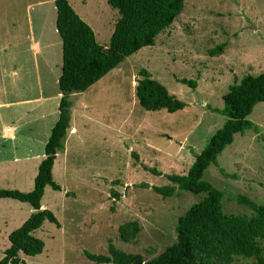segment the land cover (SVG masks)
I'll return each instance as SVG.
<instances>
[{
	"label": "rangeland",
	"instance_id": "rangeland-1",
	"mask_svg": "<svg viewBox=\"0 0 264 264\" xmlns=\"http://www.w3.org/2000/svg\"><path fill=\"white\" fill-rule=\"evenodd\" d=\"M36 1L0 0V189L23 192L33 188L61 96L56 9L49 1L27 7ZM69 2L107 47L118 12L107 0ZM223 43L221 53L209 54ZM141 69L187 106L173 113L144 110L135 95ZM263 72L264 0H186L153 46L128 56L86 91L70 95V126L52 171L61 190L47 186L41 200V209L51 210L59 224L44 221L33 232L44 249L35 256L20 252V264H91L84 251L107 254L110 242L149 260L172 245L178 218L205 194L177 190L165 198L143 184L161 187L171 184L165 174H186L195 154L226 120L208 106L222 108L229 85ZM184 80L195 82V88ZM247 119L259 133L236 134L219 154L218 166L209 165L203 175L222 191L227 214L253 213L237 201L239 195L264 204V102ZM33 211L28 203L0 199V260L10 232ZM135 221L139 231L126 242ZM234 264L255 263L236 257Z\"/></svg>",
	"mask_w": 264,
	"mask_h": 264
},
{
	"label": "trees",
	"instance_id": "trees-1",
	"mask_svg": "<svg viewBox=\"0 0 264 264\" xmlns=\"http://www.w3.org/2000/svg\"><path fill=\"white\" fill-rule=\"evenodd\" d=\"M119 18L114 25L107 47L98 43L92 27L73 9L69 0H53L56 9L55 27L62 43V67L58 78L60 96L59 118L50 130L44 146V158L38 165L33 188L28 192L18 189H0V199L10 198L28 203L33 212L17 229L10 232L9 247L4 251L0 264H20L22 252L27 256L39 255L44 242L35 237L44 221L58 225V220L49 209H41L45 187L60 191L61 186L53 179V166L58 151L64 148V139L70 126V95L84 92L111 70L118 67L128 56L146 46H153L155 38L183 12L186 0H107ZM226 44L209 50L215 55ZM140 79L135 95L141 107L148 111L166 110L169 113L183 110L187 103L170 93L147 69L140 70ZM195 88L196 83L183 81ZM264 102V72L245 75L239 82L229 85L223 97L222 108H211L226 117L222 127L195 154L194 162L184 175L165 174L171 183L165 186H150L163 197L177 190L193 194H205L178 218L175 242L158 256L145 260L141 254L126 253L109 243L107 254L84 251L91 264H234L236 257L253 259L255 264H264V204L239 195L237 201L252 210L250 216L227 214L222 206V191L203 179L209 165L218 166V156L234 141V136L246 130L259 133V127L247 117L257 103ZM132 156L137 158L136 153ZM155 175L161 173L154 167L143 165ZM224 176H232L219 168ZM115 196H118L117 194ZM139 224L132 223V231L126 242L133 240ZM124 237V236H123Z\"/></svg>",
	"mask_w": 264,
	"mask_h": 264
},
{
	"label": "crops",
	"instance_id": "crops-1",
	"mask_svg": "<svg viewBox=\"0 0 264 264\" xmlns=\"http://www.w3.org/2000/svg\"><path fill=\"white\" fill-rule=\"evenodd\" d=\"M45 1H49V2L54 3L53 0H37L36 2L28 3V4H27V7H30L31 5H34L35 7L43 6V5L46 4ZM33 47H34V49H35L36 51H39L40 48H41V47H40V44H39L38 42H36V41L33 42ZM36 68H37V67H36ZM60 95H61V94H60ZM5 130H6V129H5ZM43 158H44V155L41 157V159H43Z\"/></svg>",
	"mask_w": 264,
	"mask_h": 264
},
{
	"label": "water",
	"instance_id": "water-1",
	"mask_svg": "<svg viewBox=\"0 0 264 264\" xmlns=\"http://www.w3.org/2000/svg\"><path fill=\"white\" fill-rule=\"evenodd\" d=\"M138 264H143V263L141 262V263H138Z\"/></svg>",
	"mask_w": 264,
	"mask_h": 264
}]
</instances>
